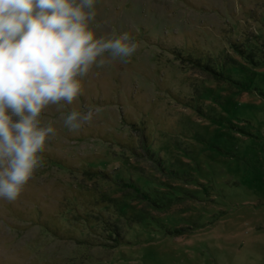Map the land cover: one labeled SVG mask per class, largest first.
I'll list each match as a JSON object with an SVG mask.
<instances>
[{
	"label": "rangeland",
	"instance_id": "1",
	"mask_svg": "<svg viewBox=\"0 0 264 264\" xmlns=\"http://www.w3.org/2000/svg\"><path fill=\"white\" fill-rule=\"evenodd\" d=\"M105 51L0 198V264H264V0H96ZM92 109L79 129L72 110Z\"/></svg>",
	"mask_w": 264,
	"mask_h": 264
},
{
	"label": "clouds",
	"instance_id": "2",
	"mask_svg": "<svg viewBox=\"0 0 264 264\" xmlns=\"http://www.w3.org/2000/svg\"><path fill=\"white\" fill-rule=\"evenodd\" d=\"M96 0H0V198L14 201L40 166L39 154L54 127L40 126L49 104H72L82 78L103 52L130 57L137 49L127 32L97 39L89 27ZM92 109L70 111L76 130Z\"/></svg>",
	"mask_w": 264,
	"mask_h": 264
}]
</instances>
